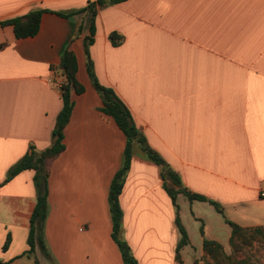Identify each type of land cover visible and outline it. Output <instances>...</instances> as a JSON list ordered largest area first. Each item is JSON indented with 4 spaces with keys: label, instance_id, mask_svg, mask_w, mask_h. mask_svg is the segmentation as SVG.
<instances>
[{
    "label": "crops",
    "instance_id": "obj_1",
    "mask_svg": "<svg viewBox=\"0 0 264 264\" xmlns=\"http://www.w3.org/2000/svg\"><path fill=\"white\" fill-rule=\"evenodd\" d=\"M88 1L0 0V20L45 9L33 36L16 38L10 25L0 26V260L6 264H122L110 236L107 192L125 139L98 110L85 71L89 14L77 11ZM69 13L75 14L58 15ZM94 25L88 53L95 77L124 103L147 145L183 187L217 202L227 220L263 226L264 0H122L98 8ZM111 31L121 38L117 46L108 41ZM65 47L83 91L71 93L63 150L49 166L44 251L35 244L26 254L33 171L4 178L29 146L38 153L51 143L61 106L55 67ZM118 203L120 238L136 263L178 264L174 207L159 166L137 145ZM203 204L213 209L189 201L191 218L201 219L194 210ZM177 212L191 246L190 222L179 205ZM202 229L198 258L202 237L220 244L206 224ZM220 246L230 252L228 242V250ZM182 248L179 259L187 264Z\"/></svg>",
    "mask_w": 264,
    "mask_h": 264
},
{
    "label": "trees",
    "instance_id": "obj_2",
    "mask_svg": "<svg viewBox=\"0 0 264 264\" xmlns=\"http://www.w3.org/2000/svg\"><path fill=\"white\" fill-rule=\"evenodd\" d=\"M122 0H90L86 6L80 11H85L89 14L88 34L83 37L82 49L85 58V71L87 78L92 88L98 94L101 106L99 111L110 117L119 130L123 133L125 143L122 153V161L120 167L114 172L108 186L107 206L111 223V239L115 242L122 264H137L132 256L128 245L120 238V223L121 210L118 203V194L121 190L123 179L129 165V158L134 145L138 146L142 155L159 166L160 175L163 179V188L169 196L175 211V226L177 228L179 238L175 247L174 258L181 264L178 251L188 244L187 234L180 223L175 196L182 194L188 201L196 200L207 202L213 209L222 214L221 207L212 199L206 198L203 195L190 192L180 183L178 175L169 167L163 158L152 148H150L144 140L142 134L134 125L131 115L124 103L114 94L113 90L100 84L93 72L92 62L89 57L88 47L93 40L95 32L94 19L96 11L110 3H116ZM45 9H36L22 15H17L8 19L0 20V26L10 25L13 35L16 38L33 36L38 29L39 17ZM75 13L58 14L63 17L71 16ZM80 32V27L76 33ZM108 41L112 46H117L121 38L111 31L107 35ZM59 75L62 77L58 90L61 100V106L57 112L53 127L51 130V143L48 147L40 152L33 151L29 146L27 152L20 157L7 171L4 181L9 180L12 176L21 170L30 169L33 171L32 184L35 193V205L29 217V229L27 236V244L29 249L26 254L32 252L34 245L44 251L41 239V231L43 220L47 211V177L51 162L63 150V128L68 122L72 108L71 93L79 94L83 91L82 85L76 80V60L73 52L65 47L60 55L59 62L55 67ZM224 222L229 227V236L227 239L230 247V252L225 254L219 243L202 237L201 240V262L194 260L191 264H264V225L256 227H242L238 224L224 219ZM202 236V228L199 230ZM8 243L6 237L2 250ZM208 256L212 262L205 259ZM0 264H6L0 260Z\"/></svg>",
    "mask_w": 264,
    "mask_h": 264
},
{
    "label": "rangeland",
    "instance_id": "obj_3",
    "mask_svg": "<svg viewBox=\"0 0 264 264\" xmlns=\"http://www.w3.org/2000/svg\"><path fill=\"white\" fill-rule=\"evenodd\" d=\"M177 203L181 208L182 214H185L190 222V225H188L189 228L188 230L191 234L190 236H191L192 245L191 246L187 245L183 247L181 252L182 255L187 258V264L188 262L192 263L194 260L201 262V256H199V258L197 257L200 251V247H199L200 242L198 240V237L200 236L199 230L200 228H203V224H206L209 227V232H213L218 236L220 240V244L228 250L227 236L229 234V228L223 222V219H226L223 216V213L222 214L216 213L207 204H203L198 209L194 210L201 216L200 217L201 219L196 220L190 217L189 201L184 196H180V198H178ZM178 205H177V211H178ZM227 218L229 219L230 217L228 216ZM183 222L186 223L187 221H185V219L183 218ZM221 226H222V230H221ZM192 231H193V235L191 233ZM196 257L198 259H196ZM193 258L195 259L193 260Z\"/></svg>",
    "mask_w": 264,
    "mask_h": 264
},
{
    "label": "built area",
    "instance_id": "obj_4",
    "mask_svg": "<svg viewBox=\"0 0 264 264\" xmlns=\"http://www.w3.org/2000/svg\"><path fill=\"white\" fill-rule=\"evenodd\" d=\"M59 85V84H58ZM258 196L263 197L264 196V183L261 184L258 188Z\"/></svg>",
    "mask_w": 264,
    "mask_h": 264
}]
</instances>
